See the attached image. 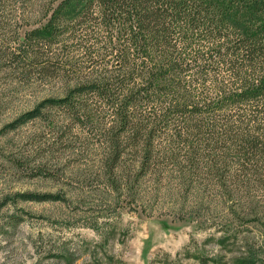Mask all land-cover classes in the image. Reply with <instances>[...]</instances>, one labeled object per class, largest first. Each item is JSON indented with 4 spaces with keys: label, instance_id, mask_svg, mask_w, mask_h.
Masks as SVG:
<instances>
[{
    "label": "trees",
    "instance_id": "16d2710c",
    "mask_svg": "<svg viewBox=\"0 0 264 264\" xmlns=\"http://www.w3.org/2000/svg\"><path fill=\"white\" fill-rule=\"evenodd\" d=\"M29 1L0 0V67L12 79L30 85L64 74L66 59L52 45L89 24L90 36L107 32L104 61L90 60L89 75L4 127L42 119L62 138L69 122L91 126L108 180L137 203L149 188L174 209L202 214L222 205L239 218L242 203L261 196L264 0H59L46 22L21 32L17 13ZM246 16L253 22L238 20ZM254 64L262 69L250 75ZM54 109L64 112L61 123ZM23 159L17 166L33 175L50 169Z\"/></svg>",
    "mask_w": 264,
    "mask_h": 264
},
{
    "label": "rangeland",
    "instance_id": "374dc122",
    "mask_svg": "<svg viewBox=\"0 0 264 264\" xmlns=\"http://www.w3.org/2000/svg\"><path fill=\"white\" fill-rule=\"evenodd\" d=\"M58 1L30 0L17 13L20 31L46 22ZM238 20L253 22L251 16ZM88 26L52 45L66 59L55 79L21 84L0 67V264H264V190L242 203L239 218L226 215L222 205L202 214L180 211L163 192L161 199L150 197L149 188L137 203L131 190L108 180L100 164L103 147L89 124L69 122L62 138L42 119L4 127L42 97L89 75L90 60L103 63L107 32L100 27L101 36H90L96 25ZM260 69L254 64L248 72ZM53 114L59 122L65 118L62 110ZM22 158L25 167L39 162L50 169L33 175L17 166ZM24 192L64 198L18 196Z\"/></svg>",
    "mask_w": 264,
    "mask_h": 264
}]
</instances>
